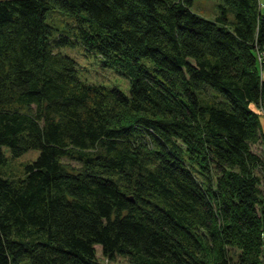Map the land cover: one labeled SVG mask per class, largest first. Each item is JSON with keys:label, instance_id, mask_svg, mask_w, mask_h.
<instances>
[{"label": "trees", "instance_id": "1", "mask_svg": "<svg viewBox=\"0 0 264 264\" xmlns=\"http://www.w3.org/2000/svg\"><path fill=\"white\" fill-rule=\"evenodd\" d=\"M193 6L0 0V264H264V3Z\"/></svg>", "mask_w": 264, "mask_h": 264}, {"label": "rangeland", "instance_id": "2", "mask_svg": "<svg viewBox=\"0 0 264 264\" xmlns=\"http://www.w3.org/2000/svg\"><path fill=\"white\" fill-rule=\"evenodd\" d=\"M264 3V0H260ZM220 0H194L193 10L211 20H214L219 15V4ZM67 50H64L66 52ZM73 55L78 58L80 66L82 67V74L85 78L111 88H119L125 93L128 92L130 82L122 75L121 70L118 68L106 67L102 62L93 56L91 58H85L84 52L80 47L73 49ZM263 77V76H262ZM264 78V77H263ZM261 110L264 109V103ZM264 118V112L261 113ZM257 151L260 153V143L256 145ZM5 157L3 161H0V173L8 177H22L25 172V167L35 161L39 156V151H30L21 157H13L10 150L5 148ZM64 163L76 166V162L64 159ZM98 257L105 263L108 264L107 260H104L102 256V247L97 246ZM111 264V263H109ZM113 264H129V262L122 257H119Z\"/></svg>", "mask_w": 264, "mask_h": 264}, {"label": "crops", "instance_id": "3", "mask_svg": "<svg viewBox=\"0 0 264 264\" xmlns=\"http://www.w3.org/2000/svg\"><path fill=\"white\" fill-rule=\"evenodd\" d=\"M263 77H264V75H263ZM260 111L262 113V112H264V109L263 110H260ZM261 116H262V114H261ZM260 120H261L262 130L264 132V118L261 117ZM259 147H260V150H261L260 154L264 158V143H260V146Z\"/></svg>", "mask_w": 264, "mask_h": 264}, {"label": "built area", "instance_id": "4", "mask_svg": "<svg viewBox=\"0 0 264 264\" xmlns=\"http://www.w3.org/2000/svg\"><path fill=\"white\" fill-rule=\"evenodd\" d=\"M261 64H262V76L264 75V52L260 53V57H259Z\"/></svg>", "mask_w": 264, "mask_h": 264}]
</instances>
